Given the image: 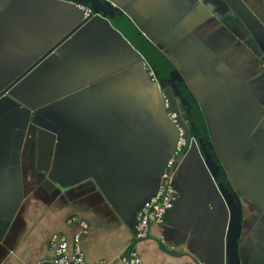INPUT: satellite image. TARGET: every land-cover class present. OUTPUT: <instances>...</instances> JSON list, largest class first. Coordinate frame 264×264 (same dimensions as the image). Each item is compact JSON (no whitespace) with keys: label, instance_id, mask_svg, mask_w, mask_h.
I'll return each instance as SVG.
<instances>
[{"label":"crops","instance_id":"crops-1","mask_svg":"<svg viewBox=\"0 0 264 264\" xmlns=\"http://www.w3.org/2000/svg\"><path fill=\"white\" fill-rule=\"evenodd\" d=\"M111 1L158 43L200 102L242 201V262L264 264L256 42L223 0ZM245 2L264 23V0ZM85 12L69 0H0V94L50 52L0 98V264L49 262L54 234L70 251L80 234L88 264H120L176 151L165 87L107 18L79 27ZM176 159L175 204L134 249L142 264H224L229 209L197 146Z\"/></svg>","mask_w":264,"mask_h":264},{"label":"water","instance_id":"water-1","mask_svg":"<svg viewBox=\"0 0 264 264\" xmlns=\"http://www.w3.org/2000/svg\"><path fill=\"white\" fill-rule=\"evenodd\" d=\"M69 1L90 10V14L84 18L79 27L93 18L104 16L110 22L114 23L117 30L139 51L143 60L146 59L153 68L156 76L165 87V92L171 103V108L179 113L180 123L185 129L187 137L194 136L198 140V149L209 170L212 181L229 209L224 264H243L241 257V237L244 219L242 201L236 188L230 181L229 170L225 168L213 140L211 139L200 102L194 95L183 74L167 54L158 46V43L152 40L124 9L114 4L111 0ZM223 1L246 26L250 35L256 42L260 54L262 55V60L264 61V23L256 12L249 7L245 0ZM76 30L77 29L72 30L66 37L72 36ZM58 45L54 46L51 52L54 51ZM47 55L40 58L34 65L12 82L10 87L0 94V98L18 81L30 73ZM182 108H184V111ZM185 117L189 120L188 125L186 124V119H184ZM136 243L137 242H135L128 251H131Z\"/></svg>","mask_w":264,"mask_h":264},{"label":"built area","instance_id":"built-area-1","mask_svg":"<svg viewBox=\"0 0 264 264\" xmlns=\"http://www.w3.org/2000/svg\"><path fill=\"white\" fill-rule=\"evenodd\" d=\"M84 9L86 10L85 15L87 17L90 14V10L85 7ZM143 61L150 73L152 81L163 91L162 83L156 76L153 68L146 59ZM166 105L168 117L178 130L177 148L174 156L168 161L167 170L162 176V182L157 193L138 212L135 231L136 242L147 239L151 234V228L154 224L164 223L166 213L173 208L177 199V191L174 186V173L178 166L176 157L187 148L194 145L198 147L199 145L198 140L194 136L187 137L186 131L180 123L179 113L171 109L168 102ZM80 223L82 225V233L87 234L89 232L88 224L85 221H80ZM74 242L75 248L70 251L66 236L54 234L50 242L52 257L45 264H88L85 254L80 247V234L75 236ZM117 260L120 264H142L143 262L142 257L134 247L131 251H126L118 256ZM101 264L107 263L102 262Z\"/></svg>","mask_w":264,"mask_h":264},{"label":"flooded vegetation","instance_id":"flooded-vegetation-1","mask_svg":"<svg viewBox=\"0 0 264 264\" xmlns=\"http://www.w3.org/2000/svg\"><path fill=\"white\" fill-rule=\"evenodd\" d=\"M182 110L184 111V108H182Z\"/></svg>","mask_w":264,"mask_h":264}]
</instances>
